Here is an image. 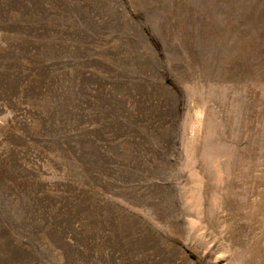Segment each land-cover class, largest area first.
Masks as SVG:
<instances>
[{
  "label": "rangeland",
  "instance_id": "rangeland-1",
  "mask_svg": "<svg viewBox=\"0 0 264 264\" xmlns=\"http://www.w3.org/2000/svg\"><path fill=\"white\" fill-rule=\"evenodd\" d=\"M0 264H264V0H0Z\"/></svg>",
  "mask_w": 264,
  "mask_h": 264
}]
</instances>
